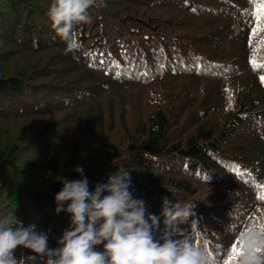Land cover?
<instances>
[{
	"label": "trees",
	"instance_id": "obj_1",
	"mask_svg": "<svg viewBox=\"0 0 264 264\" xmlns=\"http://www.w3.org/2000/svg\"><path fill=\"white\" fill-rule=\"evenodd\" d=\"M51 2L0 0V217L56 249L63 181L80 166L94 191L127 171L158 218L154 241L188 239L205 264H238L241 237L264 235V0H105L70 46ZM165 198L194 215L166 226Z\"/></svg>",
	"mask_w": 264,
	"mask_h": 264
},
{
	"label": "clouds",
	"instance_id": "obj_2",
	"mask_svg": "<svg viewBox=\"0 0 264 264\" xmlns=\"http://www.w3.org/2000/svg\"><path fill=\"white\" fill-rule=\"evenodd\" d=\"M93 7H106L105 0H52L47 12L52 30L70 46L76 26L89 22L88 10ZM74 170L81 179L64 180L55 196L57 214L64 211L70 217L59 247L50 249L47 236L34 226L24 227L14 215L3 216L0 264H22L14 255L18 247L46 257V264H205L202 252L188 239L164 235L163 243L154 241L152 230L158 218L146 217L145 202L129 191L127 171L119 170L107 184L90 191L82 167ZM193 207L180 202L172 205L165 198L161 213L165 225L188 221ZM100 245L102 251L97 250ZM238 264H264V235L250 231L241 237Z\"/></svg>",
	"mask_w": 264,
	"mask_h": 264
},
{
	"label": "snow or ice",
	"instance_id": "obj_3",
	"mask_svg": "<svg viewBox=\"0 0 264 264\" xmlns=\"http://www.w3.org/2000/svg\"><path fill=\"white\" fill-rule=\"evenodd\" d=\"M262 19H264V5H262L259 8L258 14L256 15V20L258 22L262 21ZM261 28H264V23H261ZM261 81H262V83H264V77L261 78ZM239 254H240V250L235 253L237 260H238Z\"/></svg>",
	"mask_w": 264,
	"mask_h": 264
}]
</instances>
